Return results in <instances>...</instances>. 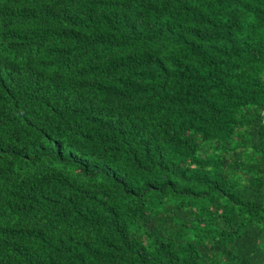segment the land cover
Instances as JSON below:
<instances>
[{"label":"trees","instance_id":"obj_1","mask_svg":"<svg viewBox=\"0 0 264 264\" xmlns=\"http://www.w3.org/2000/svg\"><path fill=\"white\" fill-rule=\"evenodd\" d=\"M0 264H264V0H0Z\"/></svg>","mask_w":264,"mask_h":264}]
</instances>
